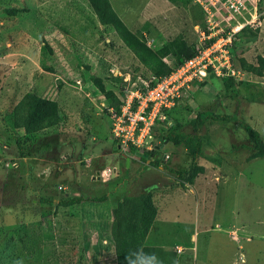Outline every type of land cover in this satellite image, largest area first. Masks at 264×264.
I'll return each instance as SVG.
<instances>
[{
  "label": "rangeland",
  "instance_id": "obj_1",
  "mask_svg": "<svg viewBox=\"0 0 264 264\" xmlns=\"http://www.w3.org/2000/svg\"><path fill=\"white\" fill-rule=\"evenodd\" d=\"M111 1L154 50L180 36L191 47L200 40L204 15L196 0L178 6ZM247 7L262 26L257 37L236 41L240 72L241 57L257 63L264 56V0H247ZM13 9L21 12L13 15ZM44 42L53 51L46 57ZM94 79L121 105L156 82L115 30L100 25L88 0H0V264H117L113 211L124 197L144 192L153 194L159 211L147 240L158 251L156 264H264V158L249 161L252 152L234 148L250 145L244 126L264 139V100L247 103L237 86L250 82L264 89V77L242 71L237 79L212 76L194 84L168 120L159 122L160 148L148 161L115 149L113 100ZM29 92L57 101L61 121L45 134L27 137L13 128L12 114ZM202 112L232 119L204 121L203 149L196 157L203 172L191 186L177 172L187 171L194 155L163 134L176 121L194 134ZM156 159L159 167L151 165ZM13 162L15 168L9 166ZM109 167L117 168L109 182L92 180L96 170ZM75 197L84 203L60 206Z\"/></svg>",
  "mask_w": 264,
  "mask_h": 264
},
{
  "label": "trees",
  "instance_id": "obj_2",
  "mask_svg": "<svg viewBox=\"0 0 264 264\" xmlns=\"http://www.w3.org/2000/svg\"><path fill=\"white\" fill-rule=\"evenodd\" d=\"M167 1L178 6L180 2L188 4L191 0ZM88 2L99 23L102 26L112 27L124 45L136 56L141 64L153 74L156 80L168 75L173 70V68L165 62L166 58L173 57L175 59V65L178 66L186 59L192 58L196 54V45L191 47L181 36L170 41L161 49L154 50L146 41L130 30L117 14L110 0H88ZM19 12L21 11L17 9L12 10L13 15ZM258 35V29L253 30L247 27L238 34L237 40L241 36L257 37ZM234 51L236 55V49ZM52 52L50 45L44 42L42 47L43 57L52 54ZM239 63L241 70L257 77H264V56H258L257 63H249L244 57H241ZM94 83L102 94L113 100V107L119 111L122 106L121 102L113 93L106 90L103 81L101 79H94ZM155 84L156 82L152 83L151 86ZM237 86L243 88V91L247 94L245 97L247 103L254 104L264 100V89L260 85L250 82H240ZM234 90L235 89H233V91ZM252 91L253 93H249ZM234 92L237 96L240 95L239 89H236ZM12 116L13 128L17 131L24 130L25 136L27 137L45 134L46 131L56 128L61 121L58 102L39 96L34 92L27 93L18 102ZM198 118L199 120L195 125L194 134L183 132L182 124L177 121L174 125L169 126L166 133L163 134L165 141H169L180 148H189L194 155V161L190 168L187 171L177 172V175L190 185L194 184L197 176L203 172V168L196 162V157L202 153L203 149V137L199 132L200 128L203 127L204 121L211 119L213 121L228 122L232 119L230 116L215 115L212 112H202L198 115ZM244 128L248 133L250 145L243 144L241 147L234 148L236 151L247 150L252 152L249 161L257 158H264V139L262 135L250 126H244ZM20 139L21 137L18 139L19 142ZM159 148L160 147H157V150ZM157 150L152 153L148 152L142 154L141 159L145 161L150 160L156 154ZM151 165L159 167L160 159L152 161ZM84 201L85 200L81 197H75L63 200L59 204L63 208H68L73 205L83 204ZM104 201H106L105 198L94 200V202ZM157 216L158 208L151 192L126 196L119 201L117 207L113 211L114 221L111 230L117 264H137Z\"/></svg>",
  "mask_w": 264,
  "mask_h": 264
},
{
  "label": "built area",
  "instance_id": "obj_3",
  "mask_svg": "<svg viewBox=\"0 0 264 264\" xmlns=\"http://www.w3.org/2000/svg\"><path fill=\"white\" fill-rule=\"evenodd\" d=\"M196 2L204 20L202 27H198L200 40L195 56L178 66L170 63L173 57L166 58L165 62L173 68L171 73L157 79L154 86L132 92L119 111H110L114 147L124 157L157 150L155 132L159 122L168 120V113L180 105L194 84L205 83L212 76L234 79L241 76L242 70L236 68L235 42L243 29L257 30L262 26L257 12L248 9L247 0ZM16 164L9 166L15 168ZM116 173V167L97 170L92 180L107 183Z\"/></svg>",
  "mask_w": 264,
  "mask_h": 264
},
{
  "label": "crops",
  "instance_id": "obj_4",
  "mask_svg": "<svg viewBox=\"0 0 264 264\" xmlns=\"http://www.w3.org/2000/svg\"><path fill=\"white\" fill-rule=\"evenodd\" d=\"M111 1V0H110ZM162 1H164V2H167V3H169V4H172L171 2H169V1H167V0H162ZM112 2V1H111ZM173 5V4H172ZM180 5H182V2H180ZM112 6H113V4H112ZM175 6V5H174ZM114 7V6H113ZM115 9V8H114ZM117 12V11H116ZM117 14H118V12H117ZM101 25V24H100ZM243 71V70H242ZM243 73H247V72H245V71H243ZM251 74V73H250ZM253 75V74H252ZM20 131H23L24 132V135H25V131L24 130H20ZM21 136V135H20ZM10 144V143H9ZM9 144H1L5 149H8V146H9ZM141 158V157H140ZM22 160L23 161H26L27 162V158H22ZM17 163V162H16ZM18 164V163H17ZM98 170H101V169H98ZM97 171V170H96ZM190 185V184H189ZM193 185V184H192ZM191 185V186H192ZM144 193H147V192H144ZM142 194V193H141ZM139 195V194H138ZM132 196V195H131ZM158 208V207H157ZM158 213H159V211H158ZM159 215V214H158ZM158 217V216H157ZM157 220V219H156ZM159 220H161L160 218H159ZM156 222V221H155ZM160 222V221H159ZM154 225H155V223H154ZM154 225H153V227H154ZM157 226V225H156ZM152 227V228H153ZM151 232V231H150ZM152 234H153V232H152ZM152 234L150 235V233H149V235H148V237H150L149 238V242H150V240H151V236H152ZM148 237H147V240H148ZM147 240H146V243H145V246L143 247V249H142V252H141V255H140V257H139V260H138V262H137V264H156L155 262H154V260H155V258H156V256H157V254H158V251L157 250H155L154 248L152 249V247L151 246H154V244H152V243H150V245H149V243H147ZM66 242V244L65 245H68L67 244V242H69V240H66L65 241ZM150 246V247H149ZM181 250V249H180Z\"/></svg>",
  "mask_w": 264,
  "mask_h": 264
},
{
  "label": "water",
  "instance_id": "obj_5",
  "mask_svg": "<svg viewBox=\"0 0 264 264\" xmlns=\"http://www.w3.org/2000/svg\"><path fill=\"white\" fill-rule=\"evenodd\" d=\"M139 157H141L142 155L141 154H138Z\"/></svg>",
  "mask_w": 264,
  "mask_h": 264
}]
</instances>
